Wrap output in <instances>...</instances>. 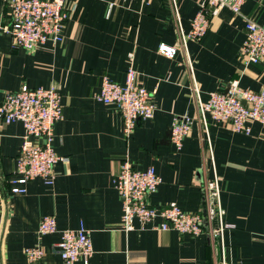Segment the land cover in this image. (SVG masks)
<instances>
[{"label":"crops","instance_id":"obj_1","mask_svg":"<svg viewBox=\"0 0 264 264\" xmlns=\"http://www.w3.org/2000/svg\"><path fill=\"white\" fill-rule=\"evenodd\" d=\"M70 17L61 43L47 42L30 51L15 48L4 30L11 22V0H0V104L5 94L26 83L58 86L64 117L55 123L54 146L61 159L52 185L41 178L12 193L25 127L0 119V264H66L56 244L64 229L84 223L94 253L88 264H264V125L250 121L252 132L230 122L205 124L198 110L194 81L203 101L238 80L243 88L264 87V63L244 60L246 24H264V0H246L240 13L223 7L210 16L197 40L180 45L177 19L169 0H66ZM202 0H177L180 22L188 33ZM176 46L175 56L159 52ZM130 53H134L131 58ZM153 91L154 117L139 121L127 136L114 105L97 98L105 75L125 83L128 68ZM189 114L192 129L181 150L171 141L176 115ZM156 167L162 182L149 196L152 206L176 203L200 212L209 227L206 184L217 174L225 221V249L208 233L194 236L157 228L121 227L122 197L113 183L122 162ZM55 215L58 231L40 235L45 215ZM43 246L46 255L31 263L25 248ZM72 264H86L82 259Z\"/></svg>","mask_w":264,"mask_h":264},{"label":"built area","instance_id":"obj_2","mask_svg":"<svg viewBox=\"0 0 264 264\" xmlns=\"http://www.w3.org/2000/svg\"><path fill=\"white\" fill-rule=\"evenodd\" d=\"M169 1L178 22L180 45L187 50L189 38L199 40L205 35L211 15L218 13L223 7H229L238 14L246 0H202L188 33L182 28L177 0ZM69 17L70 10L66 0H11V22L4 30L11 35L13 47L32 51L47 42H63V29ZM159 52L173 57L177 48L162 43ZM242 52L247 64L264 63V24L248 19ZM130 56L133 58L134 53H130ZM194 85L199 114L205 124L210 115L215 121L230 122L235 131L246 134L252 132L250 121L264 125V87L254 91L241 87L238 80H234L225 89L213 91L208 100L203 101L195 81ZM97 98L107 105L117 107L124 119V132L127 136L134 132L139 121L151 119L155 114L153 91L137 80V70L133 65L127 70L125 83H119L105 75ZM63 117L64 106L55 84L30 87L24 83L18 90L5 94L0 104V119L7 124L21 121L25 127L11 178L12 193L26 192V184L35 178L43 179L48 185L54 183L55 165L61 159L54 146L55 123ZM192 123L193 118L187 113L174 117L171 141L177 150L182 149L184 139L191 132ZM161 182V176L154 165L139 169L128 158L122 162L119 172L113 177V183L122 197V229L134 230L136 220L145 228L157 217H161L162 222L157 228L175 229L194 236L208 233L213 241L218 238L225 249L224 233L232 225L225 221L226 210L222 204L217 174L205 187L209 227L204 225L200 212H185L174 202L163 207L152 206L148 198L157 191ZM56 231V216L45 215L38 233L45 235ZM56 246L66 264L81 259L88 264L94 253L90 232L84 223L76 229L62 230L61 239ZM25 254L31 263H37L43 259L46 251L43 246H29L25 248ZM223 264H227L226 258Z\"/></svg>","mask_w":264,"mask_h":264}]
</instances>
